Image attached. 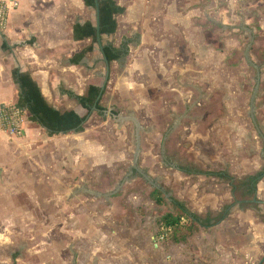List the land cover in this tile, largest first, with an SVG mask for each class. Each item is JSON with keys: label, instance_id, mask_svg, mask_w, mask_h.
I'll return each instance as SVG.
<instances>
[{"label": "rangeland", "instance_id": "374dc122", "mask_svg": "<svg viewBox=\"0 0 264 264\" xmlns=\"http://www.w3.org/2000/svg\"><path fill=\"white\" fill-rule=\"evenodd\" d=\"M222 22L206 29L216 50L213 63L180 59L183 66L205 70L199 73L201 90L184 97L187 104L181 96L163 106L154 98L151 103L135 99L137 87L149 86L147 69L129 75L126 60L114 63L101 104L114 106L124 116L133 112L143 129L137 132L132 120L118 122L109 112H94L85 132L64 137L70 145V177L56 186L65 196L30 199L31 192H41L43 186L22 184L23 208L39 212L40 247L55 250L57 259L48 264H264V177L255 196L246 198L239 189L232 192L225 179L180 169L224 171L236 181L264 169V1L237 4ZM127 30L120 27L107 42L119 43ZM90 61L91 68H82L86 75L104 77L103 55L97 50ZM83 86L84 80L80 91ZM149 92L161 94V100L166 97L158 87H147L145 96ZM59 102L62 108L75 106L73 101ZM124 103L129 113L125 107L126 113L121 111ZM137 133L141 151L136 165L149 179L132 174ZM174 201L201 217L231 207L227 217L211 227L195 225L185 216L169 225L182 214ZM68 209L69 217L60 216ZM49 211L58 217L48 216ZM28 222L25 218L23 224ZM21 236L13 235L3 251L6 257L12 259L19 251L26 238Z\"/></svg>", "mask_w": 264, "mask_h": 264}, {"label": "crops", "instance_id": "0c3cea01", "mask_svg": "<svg viewBox=\"0 0 264 264\" xmlns=\"http://www.w3.org/2000/svg\"><path fill=\"white\" fill-rule=\"evenodd\" d=\"M7 1H17L18 5L11 9L7 29H0V109H3L2 104L8 106L19 101L20 87L13 76L15 71H19L29 74L50 107L60 112L74 110L84 116L87 110L72 94H85L88 86L96 84L95 80L102 77L101 73L86 75L82 68L92 67L90 60L97 50L101 55L103 53L97 41L93 43L91 37L76 40L73 32L77 24L84 25L88 21L96 26V9L87 6L85 0ZM247 1L117 0L125 11L116 16L117 31L112 35H102V43L103 46L109 43L107 39L117 35L120 27L127 28L119 43L110 42L119 46L122 41H129V54L113 61L111 66L113 68L114 63L126 60L125 69L129 75L147 69L145 72L150 75L149 86L137 87L135 99H141L144 103V97L150 99L151 103L154 98L163 106L167 99H179L181 96L182 103L187 104L184 97L190 98L192 90H201L199 73L205 70L203 67L193 69L188 64L183 66L180 59L187 56V61L191 63L194 58L202 60L204 64L213 63L216 50L206 37L207 25L228 19L231 8L237 4L247 5ZM250 1L256 3L264 0ZM90 45H93L91 51L81 59L76 57ZM96 62L95 58L94 64ZM192 72L197 75L192 77ZM83 80L84 91H80ZM27 87H32V84L27 83ZM147 87L149 90L158 87L166 97L161 100V94L156 97L150 92L145 96ZM59 99L62 102L73 101L75 106L59 107ZM125 104L121 106L124 114V107L130 112L129 106ZM110 108L115 109L114 106ZM23 109L25 114L21 136L10 137L0 128V264H48L49 260L57 259L55 250L54 247L46 250L40 247L39 212L23 208L22 184L43 186L41 192L38 188L36 192L28 193L30 199L53 201L60 199L61 195L65 196V193L57 191L56 186H63L70 177V145L65 143L64 137L85 132L86 126L82 132L50 135L45 127L32 120L28 108ZM82 110L85 111L82 113ZM175 111L171 116L175 115ZM48 213L52 218L58 217L55 211ZM60 216L69 217L70 210H62ZM82 216L85 218L88 215ZM25 218H30V222L23 224ZM23 234L26 238L20 245V252L13 253L12 259L6 257L3 251L13 242V235L18 238ZM22 249L25 250V256H22ZM41 252H44L42 258ZM115 257L112 255L110 258Z\"/></svg>", "mask_w": 264, "mask_h": 264}, {"label": "trees", "instance_id": "16d2710c", "mask_svg": "<svg viewBox=\"0 0 264 264\" xmlns=\"http://www.w3.org/2000/svg\"><path fill=\"white\" fill-rule=\"evenodd\" d=\"M85 2L87 6H91L96 9L95 0H85ZM99 4L101 36L112 35L118 29V21L116 16L118 14L124 13L125 8L120 6L117 0H99ZM73 36L76 40H82L91 37L94 43L97 41L96 26H94L91 21L86 22L84 25L77 24L74 27ZM129 43V41L124 40L119 46H116L113 42H109L104 45V53L108 58L110 66L113 61L121 60L129 54ZM92 49L93 45H90L81 51V53L77 54L76 57L81 59ZM13 76L15 82L20 87V99L16 104L19 107L28 108L31 111L32 120L45 127L50 135L69 133L73 131L82 132L85 129V123L88 121L92 113H104L105 107L101 104L102 98L98 101V96L105 78L103 76L95 80L96 84H90L85 94H72L79 104L87 110L84 116L79 115L74 110L60 112L50 107L40 95L39 90L36 88V84L32 81L28 73H20L19 71H15ZM27 83L32 84V87H27ZM180 169L187 173L205 174L225 179L231 183L232 192L235 193L239 189L242 196L246 198L255 196L258 183L264 177V169L255 174L248 175L239 181H236L224 171H203L199 169H190L188 167H180ZM137 174L138 173L134 171V176ZM154 191L155 193L159 191V194H163V192L159 189H155ZM160 198L161 197H159V200ZM248 202L249 201L246 200L242 203L247 204ZM173 203L182 211V214L177 215L178 217H176V220H174V222L170 223L169 225L181 222V217L185 216L195 225L205 228L214 226L224 220L229 214V208L231 207V204L227 205L219 214L214 217H201L198 214L188 210L183 202L174 201ZM183 239H185V237H183Z\"/></svg>", "mask_w": 264, "mask_h": 264}, {"label": "built area", "instance_id": "2783aa9c", "mask_svg": "<svg viewBox=\"0 0 264 264\" xmlns=\"http://www.w3.org/2000/svg\"><path fill=\"white\" fill-rule=\"evenodd\" d=\"M18 5L17 1L8 2L7 0L0 1V29L6 30L9 22V16L12 7ZM25 111L17 104H10L3 109H0V128L10 137H19L22 135V124L24 121ZM161 240L164 239L162 235Z\"/></svg>", "mask_w": 264, "mask_h": 264}, {"label": "water", "instance_id": "95a60500", "mask_svg": "<svg viewBox=\"0 0 264 264\" xmlns=\"http://www.w3.org/2000/svg\"><path fill=\"white\" fill-rule=\"evenodd\" d=\"M95 3H96V29H97V42L99 44V47L103 53V58H104V61L106 63V73H105V78H104V82L102 84V87H101V91H100V94L98 96V101L101 99L102 95H103V92L106 88V85H107V82L109 80V75H110V63L108 61V58L107 56L105 55L104 53V46H103V43H102V36H101V33H100V4H99V0H95ZM258 82H259V79H258ZM257 89V88H256ZM252 104H253V100H252ZM6 107V104H2L1 105V108H5ZM113 117L115 118V120H117L118 122H123L124 120H132L137 128V132H139L140 129H143V126L141 125L140 121L138 118H136V116L134 115L133 112H130L129 116H124L123 114L119 113V114H113ZM141 149H140V136L139 134L137 133V147H136V152H135V159H134V168H137V159H138V155L140 153ZM145 175V174H144ZM146 178L149 179V177L147 175H145ZM155 239V238H154Z\"/></svg>", "mask_w": 264, "mask_h": 264}, {"label": "flooded vegetation", "instance_id": "af4514ba", "mask_svg": "<svg viewBox=\"0 0 264 264\" xmlns=\"http://www.w3.org/2000/svg\"><path fill=\"white\" fill-rule=\"evenodd\" d=\"M102 96H103V95H102ZM101 98H102V97H101ZM107 112H109L108 114L110 115L111 118H114V117H113V114H116V115L119 114V112H117V111L115 112L114 109L111 110V108L108 107V106L105 107L104 113L102 112L101 114H102V115H107ZM98 114H99V113H98ZM137 167H138V166H137ZM134 171H136L139 175H142V174H143L142 170H140L139 167H138V169L133 167V169H132V174H134ZM143 175H144V174H143Z\"/></svg>", "mask_w": 264, "mask_h": 264}]
</instances>
